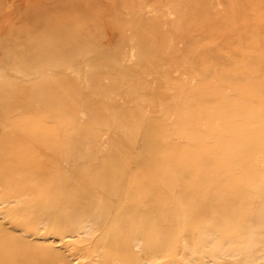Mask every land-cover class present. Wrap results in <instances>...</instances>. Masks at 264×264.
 Here are the masks:
<instances>
[{
    "label": "rangeland",
    "instance_id": "374dc122",
    "mask_svg": "<svg viewBox=\"0 0 264 264\" xmlns=\"http://www.w3.org/2000/svg\"><path fill=\"white\" fill-rule=\"evenodd\" d=\"M0 264H264V0H0Z\"/></svg>",
    "mask_w": 264,
    "mask_h": 264
},
{
    "label": "bare ground",
    "instance_id": "6f19581e",
    "mask_svg": "<svg viewBox=\"0 0 264 264\" xmlns=\"http://www.w3.org/2000/svg\"><path fill=\"white\" fill-rule=\"evenodd\" d=\"M34 127V126H33ZM31 127H29V129H30ZM38 128V127H37ZM34 129V128H33ZM47 134V133H46ZM34 135V134H33ZM43 136V138H44V135H42ZM46 136V135H45ZM49 135L47 134V137H48ZM43 138H41V140L43 141ZM53 140H55V138H51V142L53 141ZM46 142H48V141H46ZM43 143V142H42ZM44 144V143H43ZM43 146V145H42ZM46 146V145H45ZM45 146H43V147H45ZM41 148V147H40ZM39 148V149H40ZM43 150V149H42ZM44 150H45V148H44ZM49 150V149H48ZM55 186H57V185H55ZM107 186V185H106ZM73 188V187H72ZM109 188H110V186H109ZM59 190V189H58ZM109 190V189H108ZM107 191V190H106ZM40 192H45V190L44 189H41L40 188ZM70 192V191H69ZM109 192V191H108ZM57 193V192H56ZM83 193V192H82ZM49 194V193H48ZM68 194V193H67ZM53 195H55L54 193H53ZM105 196V195H104ZM106 196H108L107 194H106ZM67 197V196H66ZM68 197H69V194H68ZM70 198V197H69ZM107 198V197H106ZM54 199V198H53ZM101 199V198H100ZM56 200H58V199H56ZM135 200V199H134ZM49 201V200H48ZM105 201H107V200H105ZM113 202V201H112ZM118 201H116V203H117ZM55 203H56V201H55ZM71 203V202H70ZM107 203H111V202H107ZM49 204V203H48ZM69 204V203H68ZM67 203H64V204H62V206H63V208H61V210L62 211H64V213L66 212V211H69L71 208L69 207V205H68ZM56 204H54V206H55ZM76 205V204H75ZM105 205V210H106V204H104ZM110 206L112 207L113 205H111L110 204ZM49 207V206H48ZM51 209L54 211L55 210V208L53 207V205L51 204ZM59 207V206H58ZM98 207V206H97ZM120 207H122L121 206V204L119 205V207L117 208L118 209V211L117 212H115V210H114V207H113V209H112V214L110 213V214H104V215H100L99 213V215L95 212V211H90L89 210V208L87 209V213H85L84 211V209L82 208L81 210H80V212H79V214L77 213V215H70L68 212V214H65V217H64V219L63 218H60L61 216H63V215H60V216H57L56 215V221H58V230H61V232H66L67 231V229H69V228H71V227H74V226H76L77 225V228H76V230H72L71 232H69L67 235H69V236H72V237H75L76 238V240H77V242L78 243H80V242H82V240H83V238L84 237H86V239L85 240H88V242H90V241H93L94 242V244H95V248H98L97 246H99V243H100V241H102L101 243H104V239H105V237L103 236V235H95L94 236V232H95V230H97V229H100V230H103V229H108V228H106L107 226H109V225H111V223H113L114 224V222L116 221L117 222V213H119L120 212ZM124 207V206H123ZM50 209V210H51ZM101 209V208H100ZM42 210H43V208H42ZM99 210V209H98ZM56 211V210H55ZM90 211V212H89ZM68 215V216H67ZM67 216V217H66ZM59 218H60V221H59ZM110 227V226H109ZM75 229V228H74ZM128 234H131V232L129 231V233ZM149 235V234H148ZM109 238H111V236L109 237ZM115 240V241H114ZM119 240V239H118ZM112 241H114L113 242V244L111 245V247H110V249H106V251H108L109 253H111V252H113L114 250H115V248H116V245L117 244H119V241H117L115 238H114V236H113V238H112ZM101 243H100V245H101ZM104 250H105V248H103ZM223 254V253H222ZM227 254V256L229 255L228 253H226ZM226 254H225V256H226ZM236 255V254H235ZM230 256H232V257H234V254H230ZM248 256V255H247ZM246 256V257H247ZM261 253H257V255H256V259H261ZM252 257V256H251ZM253 258V257H252ZM77 259V258H76ZM251 259V258H250ZM249 259V260H250ZM247 260H248V258H247ZM246 259H245V261H247ZM253 261V260H252Z\"/></svg>",
    "mask_w": 264,
    "mask_h": 264
}]
</instances>
